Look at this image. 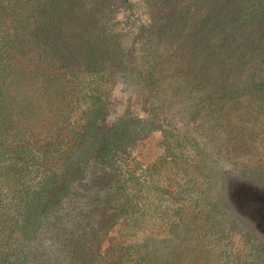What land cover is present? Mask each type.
I'll list each match as a JSON object with an SVG mask.
<instances>
[{
    "label": "rangeland",
    "instance_id": "1",
    "mask_svg": "<svg viewBox=\"0 0 264 264\" xmlns=\"http://www.w3.org/2000/svg\"><path fill=\"white\" fill-rule=\"evenodd\" d=\"M75 2L0 0L12 120L34 150L16 187L59 189L38 231L4 228L7 262L133 264L139 244L264 264L262 23L221 33V0Z\"/></svg>",
    "mask_w": 264,
    "mask_h": 264
},
{
    "label": "trees",
    "instance_id": "2",
    "mask_svg": "<svg viewBox=\"0 0 264 264\" xmlns=\"http://www.w3.org/2000/svg\"><path fill=\"white\" fill-rule=\"evenodd\" d=\"M226 3L227 16H233L235 19L226 26L218 25L221 33L228 30L231 34L242 29L241 27L259 20L262 23L264 33V0H221ZM75 0H64V6L71 11L75 9ZM3 22L0 21V31ZM0 36V264H33L27 259L24 252H18L14 256V260L7 262L9 253L3 246L5 237L4 228L7 224H18L21 226L23 234L29 235L38 231L43 220L44 209L38 210L36 203L40 199H45V207L56 204V191L59 189L57 185L44 187L46 182L41 186L30 187L24 185L22 189L16 187L19 181V173L21 168L29 167L33 163L34 150L29 144L18 137L19 128L14 125L13 116L15 110L13 106V98L9 94L7 84L4 83L11 67V57L8 58L9 52H6L4 46L12 47V44H5ZM9 47V48H10ZM264 49V43L260 46ZM92 122L89 121V123ZM115 148L107 143L98 148V153L105 159L113 153ZM49 188V189H48ZM49 190V196L43 195V192ZM47 209V208H46ZM19 215V220L14 216ZM20 213V214H19ZM12 214V215H11ZM205 253L209 250L205 249ZM161 253L158 249L149 251L139 244L131 246V254L134 255L133 264H176L175 261H169L157 256ZM201 264H209L203 261ZM212 264H215L213 262Z\"/></svg>",
    "mask_w": 264,
    "mask_h": 264
}]
</instances>
